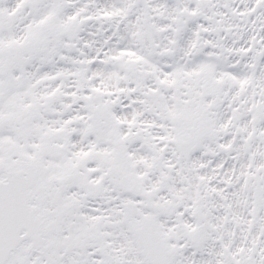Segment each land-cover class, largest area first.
Instances as JSON below:
<instances>
[{"label": "snow or ice", "instance_id": "6c2138e0", "mask_svg": "<svg viewBox=\"0 0 264 264\" xmlns=\"http://www.w3.org/2000/svg\"><path fill=\"white\" fill-rule=\"evenodd\" d=\"M0 264H264V0H0Z\"/></svg>", "mask_w": 264, "mask_h": 264}]
</instances>
